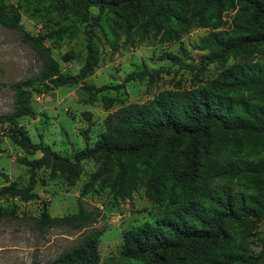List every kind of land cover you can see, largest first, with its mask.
Masks as SVG:
<instances>
[{
	"label": "trees",
	"instance_id": "obj_1",
	"mask_svg": "<svg viewBox=\"0 0 264 264\" xmlns=\"http://www.w3.org/2000/svg\"><path fill=\"white\" fill-rule=\"evenodd\" d=\"M92 9L99 15L92 16ZM228 11L234 12L232 32L225 36L216 31L225 25ZM104 13L117 40L123 31L127 41L134 36L140 42L169 43L192 30L211 29L202 42V62L225 68L206 86H179L144 103L120 107L107 116L94 145L70 159L42 141L33 143L18 119L31 114L32 90L47 93L80 84L86 103L93 104L100 93L124 87L88 83L99 67V48L89 37L87 57L77 74H64L50 61L41 75L10 85L20 106L0 115V125L9 123L12 142L41 157L24 160L28 184L1 187L0 199L31 201L38 170L50 169L73 180L81 176L83 161L95 160L99 168L84 192L102 182L115 198L126 199L144 186L150 201L161 202L169 190L171 207L155 223L127 231L118 257L102 262L95 236L48 264H264V245L254 253L238 236L249 223L264 222V0H62L59 16L98 27ZM20 21L19 8L0 0V27L20 29ZM52 35L62 38L64 31ZM232 59L236 61L229 64ZM160 72L144 69L125 82L148 78L151 84ZM102 100L108 109L119 101L107 96ZM84 116L91 120L90 113ZM82 135L89 141V129ZM43 219H48L46 214Z\"/></svg>",
	"mask_w": 264,
	"mask_h": 264
},
{
	"label": "rangeland",
	"instance_id": "obj_2",
	"mask_svg": "<svg viewBox=\"0 0 264 264\" xmlns=\"http://www.w3.org/2000/svg\"><path fill=\"white\" fill-rule=\"evenodd\" d=\"M21 13L20 29L0 27V115L14 113L20 106L10 85L41 75L50 61L64 74H77L87 57L89 37L99 48V67L87 78L97 87H114L100 93L93 104L81 85L61 86L47 93L32 90L31 114L18 119L33 143L43 142L56 153L73 159L77 151L93 146L105 130L108 115L129 103H144L163 90L177 87L192 89L208 85L224 70L220 63L205 64L202 42L213 32L199 28L180 41L162 43L149 39L138 41L119 31L113 35L111 19L104 13L100 26L88 27L77 17H62V0H7ZM99 15L98 9L91 10ZM234 12L224 14L225 25L217 30L228 36L232 32ZM62 29L57 38L54 31ZM171 53L174 58H167ZM236 60L232 59L229 64ZM228 64V65H229ZM161 70L151 84L148 78L125 82L128 75L141 70ZM31 89V88H30ZM119 99L106 108L102 97ZM90 113L88 121L84 113ZM9 123L0 125V188L29 182L24 160L41 157L40 152L14 144L8 134ZM89 129V141L82 132ZM83 172L77 179L67 180L57 171L38 170L34 193L36 198L0 199V264H48L60 255L79 247L97 236L102 262L118 257L123 236L145 223H155L170 209V191L161 202L150 201L141 186L131 198H115L105 183L97 182L90 192L84 185L99 168L95 160L82 162ZM46 214L48 219H43ZM248 248L258 253L264 245V222L249 223L238 231Z\"/></svg>",
	"mask_w": 264,
	"mask_h": 264
}]
</instances>
